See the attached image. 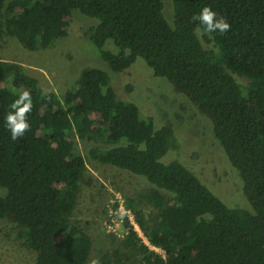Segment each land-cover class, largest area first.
Segmentation results:
<instances>
[{
	"label": "trees",
	"instance_id": "trees-1",
	"mask_svg": "<svg viewBox=\"0 0 264 264\" xmlns=\"http://www.w3.org/2000/svg\"><path fill=\"white\" fill-rule=\"evenodd\" d=\"M173 4L171 23L163 0H0V41L7 33L30 50L48 48L67 35L74 10L97 19L90 37L113 71L142 58L212 122L249 207L229 206L181 161L164 162L177 147L174 128H157L136 103L120 99L107 71L85 68L71 90L44 95L36 77L0 60V219L17 224L36 264H87L91 257V236L71 219L87 171L76 134L103 138L111 146L90 149L93 159L153 186L142 197L156 215L127 202L145 238L165 251L152 249L127 218L123 244L143 264H264V0ZM205 6L231 25L211 34L214 49L194 35L192 17ZM24 89L32 93L31 128L12 140L5 117Z\"/></svg>",
	"mask_w": 264,
	"mask_h": 264
},
{
	"label": "rangeland",
	"instance_id": "rangeland-1",
	"mask_svg": "<svg viewBox=\"0 0 264 264\" xmlns=\"http://www.w3.org/2000/svg\"><path fill=\"white\" fill-rule=\"evenodd\" d=\"M163 1L164 14L173 23V0ZM96 23L97 19L74 10L67 35L38 50L26 48L17 37L6 33L0 41V60L17 64L36 77L44 89L60 95L75 87L83 69L97 67L107 71L120 99L136 103L142 117H152L157 128H174L177 147L168 151L162 158L164 162L181 161L229 206L249 207L240 175L215 137L212 122L166 78L155 76L142 58L127 71H113L90 37ZM200 38L206 48L214 49L211 35ZM234 77L243 85L250 82L238 74ZM73 140L76 151L87 160L77 208L71 216L72 223L85 229L93 240L87 264H107V256L125 264H143L142 255L123 244L125 225L119 221L116 227L112 219L121 217L120 198L126 206L132 201L136 208L151 215L148 218L156 215L157 209L142 197L153 186L143 176L93 159L90 149L111 146L103 138L76 134ZM5 193L0 186V195ZM25 240L16 223L0 219V264H36V253Z\"/></svg>",
	"mask_w": 264,
	"mask_h": 264
},
{
	"label": "clouds",
	"instance_id": "clouds-1",
	"mask_svg": "<svg viewBox=\"0 0 264 264\" xmlns=\"http://www.w3.org/2000/svg\"><path fill=\"white\" fill-rule=\"evenodd\" d=\"M192 20L197 22L194 35L198 39L205 34L210 36L215 32L226 34L231 28L227 19L222 16L218 18L217 13L209 6H205L199 13L194 14ZM43 94L47 95V90H43ZM9 108L10 111L5 117V126L10 131L12 140H17L23 137L31 128L28 120V116L33 110L31 91L22 90L18 94V98L9 105Z\"/></svg>",
	"mask_w": 264,
	"mask_h": 264
},
{
	"label": "built area",
	"instance_id": "built-area-1",
	"mask_svg": "<svg viewBox=\"0 0 264 264\" xmlns=\"http://www.w3.org/2000/svg\"><path fill=\"white\" fill-rule=\"evenodd\" d=\"M119 207H120L121 217H120L119 220H118V218H113V219H112V222H116V225H114V226L117 227L119 221H121V223H123V224L125 225V224H126V219L128 218V219L130 220V223H131L132 225H134L135 229H136L138 232H139V231L142 232L141 229H140V227H139V225H138V223L136 222V219H135V216H134L132 210L129 209V208L126 206V204L124 203V200H123L122 198H120V201H119ZM125 227H126V225H125ZM140 232H139V234H140ZM127 234H128V229H127V227H126V235H127ZM140 235H141V234H140ZM141 236H143V238H144V240L146 241V243H147L152 249H155L157 252L161 253L162 255L165 254V251H164L163 249L158 248V247H155V246H152V245L149 243V241L145 238V236L143 235V233H142Z\"/></svg>",
	"mask_w": 264,
	"mask_h": 264
}]
</instances>
